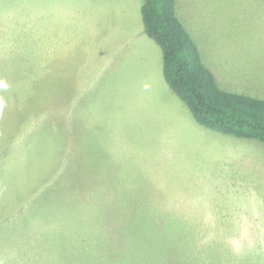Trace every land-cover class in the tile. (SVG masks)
I'll use <instances>...</instances> for the list:
<instances>
[{
	"label": "rangeland",
	"instance_id": "obj_1",
	"mask_svg": "<svg viewBox=\"0 0 264 264\" xmlns=\"http://www.w3.org/2000/svg\"><path fill=\"white\" fill-rule=\"evenodd\" d=\"M139 1L77 0L79 6H88V14L92 7L98 10L107 7L109 15L103 26L93 31L84 26L79 31L85 38L80 52L70 53V59L61 60L66 69L51 76L45 73L46 64L49 62L50 68L54 66L63 48L75 50L65 41L69 35H64L58 44L48 37L51 32L61 39L59 33L67 29L62 22L64 15H55L54 8L62 4L71 7L76 2L44 0L43 7L49 10H38L40 19L36 17L33 22L42 25L43 14L47 13V32L44 34V28L38 25L35 29H24L35 33L34 36L30 33L34 42L26 44L24 53L21 54L19 44L0 45V99L17 100L15 108L18 107L10 112L2 110L0 114V264H150L154 255L152 247L156 244L167 248L164 251L172 264H192L189 249L196 239L189 234L190 224L199 231V239L205 238L212 246L219 247L223 222L226 223L222 218L174 221L172 229L179 231V235L167 230V221L141 219L144 210L137 202L139 199L133 198L136 188L125 186H131L137 179L141 181L145 172L132 171L137 166L154 164H146L150 159L156 163L166 160L174 165H219L218 152L222 150L227 155L228 166H236L237 160L242 159L245 170L252 164L260 168L259 182L264 187V142L216 131L226 137V141L220 142L190 130L193 121L197 122L179 98L187 117L180 114L183 118L179 122L162 118L164 139L155 136L151 141L142 133L144 122L140 123L139 131L145 141H139L142 134L138 133V142L145 148L140 156H129L127 164L98 165L95 167L98 170H94L93 158L78 157L71 140L67 147H62L57 108L61 105V87L71 88L75 98L77 86L89 84L91 76L107 78L109 63L113 69L115 63L122 70L132 66L150 69L152 62L140 37L126 36L127 43L118 54L113 44L115 34L121 29L135 33L136 17L146 35ZM175 8L196 42L201 59L213 70L219 87L264 98V0H176ZM69 13L70 10L67 17ZM59 22L63 27L57 26ZM25 54L27 63L23 60ZM32 62L36 68L31 69L29 76L26 72L25 77L21 76V71L31 67ZM8 75L17 79L12 76L4 79L6 90L3 77ZM47 87L53 96H47ZM33 104L43 110L36 107L37 122L29 132ZM133 106L148 108L144 102H135ZM57 117L49 125L43 123ZM51 131L59 135H45ZM163 143L164 152L166 146H173L172 154L159 153ZM169 173L164 175L167 177ZM257 189L264 198L261 188ZM252 196L247 198L252 200ZM188 197L195 201L197 198ZM223 199V195L215 196L212 210L223 212ZM160 231L164 237L158 236ZM249 239L253 251L248 252L254 253L251 256L246 253L238 264H264L263 209L257 211L256 228ZM145 242L149 243L148 251Z\"/></svg>",
	"mask_w": 264,
	"mask_h": 264
},
{
	"label": "crops",
	"instance_id": "obj_2",
	"mask_svg": "<svg viewBox=\"0 0 264 264\" xmlns=\"http://www.w3.org/2000/svg\"><path fill=\"white\" fill-rule=\"evenodd\" d=\"M43 1L0 0V45L19 44L22 54L26 51V44L34 42L33 39H30L32 37L30 33L33 36L35 34L32 31L24 32V29H35L38 25L44 28V34L47 32V19H49L47 13L43 14L44 23L42 25H39L36 21L33 22L38 17V10H49L48 8L44 9ZM72 1L76 2L77 0ZM141 3L142 0L137 5L140 7ZM108 9L107 7H101L98 10L92 7L91 12L88 14V6H79L78 2L71 7L62 4L54 8L53 13L55 15H64L62 22L67 29L59 33L61 39H57V36L51 32H48V37L58 44L64 35H69L65 41L71 43L75 50L69 51V49L63 48L58 57L55 58L58 62L54 66L50 68L49 62L46 64V75L51 76L66 69L64 63L62 65L61 60L70 59V53L80 52L78 49L85 41L79 31L84 26L88 27L86 28L88 31H93L98 26H103L104 20L109 15ZM69 10L70 13L67 17ZM66 17L67 23L65 21ZM38 18L40 19V16ZM136 19V34L134 31L129 32L127 29H121L119 34H115L113 44L116 46L118 54L122 46L127 43L126 36L140 37L152 62L150 69L145 71L138 66H132L122 70L118 63L113 65L115 68L113 69L111 63H109V75L107 78L91 76L89 84L77 86L75 98L71 88L65 89V86L60 88L61 105L57 108L60 116L62 147L63 145L67 147L71 140V145L75 147L78 157L93 158L94 170H98L95 168L98 165H124L129 162V156L138 157L141 155V151L145 147L138 142V133H141L139 131L140 123L144 122L142 124V133L145 134L146 139L148 138L147 141H151L155 136L164 139L162 131L164 124L160 122L162 118H167L169 122H179L183 117H187L188 112L179 101V97L165 83L162 74L160 48L151 38L142 33L138 22L139 18L136 17ZM59 23L57 26L63 27L62 23ZM24 33L31 36H25ZM65 54H67V57H65ZM11 55L13 56V54ZM26 58L23 57V60L27 63L28 58ZM35 68L33 63L30 69ZM24 72L26 71H21V76L25 77L26 74ZM11 76L13 79H17L13 75L3 77L6 90L7 86L4 79H9ZM17 82L19 83V81ZM46 91L48 97L53 96L48 92L49 88ZM15 101L13 100L12 102L14 103H12L1 98L0 114L2 110L4 112L7 109L8 112L11 109L17 110L18 107L17 109L15 108ZM135 102L148 104L147 110L139 109V106H133ZM32 107V111L30 110L29 112L32 120L31 124H29V132L31 125L37 122V105L33 104ZM58 118H53L51 121L46 120L43 123L47 125L57 121ZM190 130L199 131L201 134H205V137H210L220 142L226 141V137L222 134L216 131L210 132L208 131L210 129H204L194 121L190 126ZM139 141H145L143 134ZM148 146V148H151V142H148ZM161 149L159 153L162 151L163 156L165 152L167 154H172L173 152V146L171 145L166 146L164 152V143ZM171 156L175 157L176 155ZM218 160L219 165L192 166L174 165L166 160H163V163H156L154 159H150L146 164H154H150L147 167H142L143 165L137 166L132 171L137 173L138 171L145 172L141 181L137 179L131 186H125V188H136V191L133 192V198L139 199L136 201L140 203L141 209L144 210L141 211V219L167 221V230L172 229L174 221L213 218L226 220V223L223 222L219 247L212 246L210 241L204 240L205 238L199 239L200 235L197 236L199 231L194 230L193 224H190L189 234L194 235L196 239L190 244L191 247L189 249L190 263L192 264L199 262H201L200 264H238L246 253L249 256L254 253L248 252L253 251L250 249L251 240L249 237L256 228L257 211L261 212L262 209L264 210V198L260 196L257 189V187H260L261 192L264 194V187H261L259 182L260 168L252 164L250 165L251 167L248 166L247 170H245L242 159L237 160L236 166H228L226 164L227 155L222 150L218 152ZM168 172L170 173L166 177L164 174ZM178 173L179 175H177ZM176 182H178L179 191H177ZM251 194L253 195L252 200L247 198ZM188 195H195L197 202L189 198ZM220 195L224 197L222 200L223 212L212 210L214 206L211 208V204L214 203V197ZM211 197H213L212 200H210ZM170 221H173V223ZM235 227L236 231H232ZM172 230L173 232L171 233L173 235H179V231L175 228ZM158 236L164 237V233L160 231ZM145 247L148 251V242H145ZM152 248L154 255L150 264H172L167 259V248L165 246L156 244ZM261 252L264 253L263 251ZM175 264L180 263L176 262Z\"/></svg>",
	"mask_w": 264,
	"mask_h": 264
},
{
	"label": "trees",
	"instance_id": "obj_3",
	"mask_svg": "<svg viewBox=\"0 0 264 264\" xmlns=\"http://www.w3.org/2000/svg\"><path fill=\"white\" fill-rule=\"evenodd\" d=\"M175 7L176 0H142L140 5L143 30L161 51L166 84L203 127L264 142V98L219 87ZM24 69L29 76L30 67ZM45 135L59 134L51 131Z\"/></svg>",
	"mask_w": 264,
	"mask_h": 264
}]
</instances>
